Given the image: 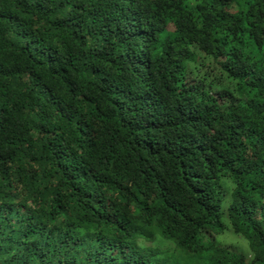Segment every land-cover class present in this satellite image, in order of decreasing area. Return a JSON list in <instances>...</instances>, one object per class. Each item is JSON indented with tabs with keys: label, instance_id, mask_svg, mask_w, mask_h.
<instances>
[{
	"label": "trees",
	"instance_id": "obj_1",
	"mask_svg": "<svg viewBox=\"0 0 264 264\" xmlns=\"http://www.w3.org/2000/svg\"><path fill=\"white\" fill-rule=\"evenodd\" d=\"M0 264H264V0H0Z\"/></svg>",
	"mask_w": 264,
	"mask_h": 264
},
{
	"label": "rangeland",
	"instance_id": "obj_2",
	"mask_svg": "<svg viewBox=\"0 0 264 264\" xmlns=\"http://www.w3.org/2000/svg\"><path fill=\"white\" fill-rule=\"evenodd\" d=\"M232 236H233L234 238H237V239H238V237H237V236L235 237L234 234H233ZM223 242H225V243L228 242L229 244H230V243H233V244L237 245V246L239 247L240 250H241L242 248H243V249L245 248L244 243H243L242 241H240V240H239V241H235L233 238H231V239H230V238H229V239L224 238V241H223ZM246 248L249 249L248 246H247V243H246ZM241 251H243V250H241Z\"/></svg>",
	"mask_w": 264,
	"mask_h": 264
}]
</instances>
